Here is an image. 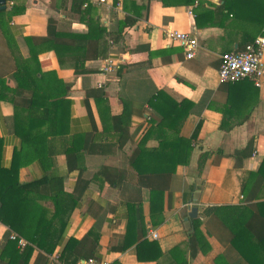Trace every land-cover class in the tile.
<instances>
[{"label": "crops", "instance_id": "obj_1", "mask_svg": "<svg viewBox=\"0 0 264 264\" xmlns=\"http://www.w3.org/2000/svg\"><path fill=\"white\" fill-rule=\"evenodd\" d=\"M11 6L24 9L8 17ZM0 11V170L8 169L16 151L19 185L53 180L49 189L32 195L48 218L57 210L53 229L62 233L49 264L57 262L67 239L80 240L92 229L98 233V260L154 264L138 262L133 246L120 250L129 205L140 206L137 232L141 226L143 239L157 244L161 264L172 248L185 250L194 220L200 243L190 264H264V248L252 250L248 242L264 239V171L254 175L264 159V82L256 88L247 80L221 83L217 76L221 54L264 37V0H103L96 5L83 0L78 10H71V0H4ZM136 14L137 22L118 33L124 17ZM48 19L63 36L56 42L70 49L58 55L39 52L37 69L54 75L45 90L63 92L56 81L66 86L67 120L60 136L45 123L36 133L47 134H37L30 146L14 133L25 129L20 108L28 93L16 88L12 74L15 63L29 58L24 39L38 44ZM166 31L194 37V57L184 59L182 49L164 39ZM74 35L83 38L73 40ZM109 57L116 68L102 75V60ZM77 64L85 73H74ZM158 91L176 103L192 104L178 131V137L190 139L189 160L172 175L136 177L129 159L136 150L157 147V134H144L156 120L146 104ZM120 98L128 101L125 129L117 120ZM249 147V156L237 153L245 149L246 154ZM56 189L61 192L54 204L49 196ZM150 190L162 193L152 216ZM192 208L195 215L188 217ZM7 231L0 224V243ZM234 233L239 235L235 247ZM36 255L28 264H37Z\"/></svg>", "mask_w": 264, "mask_h": 264}, {"label": "trees", "instance_id": "obj_2", "mask_svg": "<svg viewBox=\"0 0 264 264\" xmlns=\"http://www.w3.org/2000/svg\"><path fill=\"white\" fill-rule=\"evenodd\" d=\"M83 0H71V10H78ZM23 7H10L8 17L23 11ZM139 9V8H138ZM79 13V11H77ZM3 11H0V16ZM140 18V14L133 17L125 16L121 23V28L117 31L121 32L123 29L132 27ZM45 37L39 41L38 44L32 38H25L26 46L29 52V58L21 64L15 63V72L12 78L16 83V88L26 91L28 94L25 99V105L20 108L23 113V119L20 122L25 124V129L20 132H14L20 140L33 146L34 141L38 138L39 133H36L45 123L53 127L52 135H62L59 130L67 120V106L68 101L65 99L66 87L60 81H56L58 88L63 92L52 93L45 90L49 87L48 78L54 77L52 73H42L38 71L36 56L41 51H53L56 55L65 50L70 49L68 46L59 45L56 42L57 38L63 37L55 32L54 22L48 19L46 24ZM69 37V36H68ZM73 40H79L82 36H71ZM254 39V38H253ZM252 41V40H251ZM250 41H248L249 43ZM247 44V43H246ZM245 44V45H246ZM36 68L32 69V65ZM76 65L74 73L82 74L85 71L81 68V64ZM81 68V69H79ZM79 69V70H77ZM125 66H122L118 72L120 74L124 71ZM53 88H56L52 84ZM45 88V89H44ZM16 92V91H15ZM51 92V93H50ZM15 95V94H14ZM1 98V96H0ZM122 112L117 118L121 129H125L127 122L124 124L125 117L128 119V101L121 99ZM147 107L150 109L156 120L151 119L152 124L146 131L144 136L147 138L152 133H156L157 147L154 149L136 150L134 157L130 158L128 165L134 171L136 177L144 175L155 174H169L172 175L176 167L185 166L188 163L191 151L190 139L178 137L179 127L190 112L192 104L187 101L179 103L174 102L163 92H156L148 102ZM19 117L18 113H14V117ZM125 126V127H124ZM167 132H171L169 135ZM40 134H47L41 132ZM145 142L144 139H142ZM246 147L245 149H247ZM244 149V150H245ZM243 150V151H244ZM243 151L238 154L247 157L251 154L249 147L247 153ZM203 157H207L203 154ZM203 157H200L203 159ZM16 160L17 152L12 153L10 166L8 169L0 170V224L7 228V233L3 236L0 243V262L4 264H28L30 257L34 251L37 255L34 263L49 264L48 257L52 254L54 248L60 240L61 231L53 229L52 218L57 215L55 208L54 214L50 218L46 216V210L37 206L32 195H40V190L43 187L50 186L53 180L51 178L33 181L28 184L19 185L16 179ZM198 159V170L201 162ZM146 165V166H145ZM264 171V159L259 166L255 176ZM59 181V180H58ZM57 182V181H56ZM51 191V190H50ZM60 189H56L53 193L50 192L51 200L54 201L60 193ZM161 192L157 190L149 191L150 215L152 216L154 204L161 198ZM159 202V201H158ZM159 214V212H158ZM126 233L120 247V250H125L133 246L134 255L138 262H154V264H161L158 262L162 258V253L159 251L155 242H148L143 239V231L140 226V234L138 235L137 228L142 216L139 205H129L127 215ZM199 221L194 220L191 224V231L187 234V242L185 250L174 247L166 254L165 264H190L198 251L199 245ZM243 235L248 237L247 230L243 227ZM248 233V234H247ZM14 235L17 239H22L25 245L22 248L17 247V240H9V235ZM130 235V236H129ZM132 235V236H131ZM250 235V234H249ZM233 245L237 244L239 235L234 233ZM249 238V237H248ZM98 241V233L92 229L80 240L73 238L67 239L61 251L58 254L57 262L54 264H80L89 258L97 259L96 246ZM252 250L257 248H264V239L256 242L252 241L251 237L248 241ZM244 257V256H243ZM245 258V257H244Z\"/></svg>", "mask_w": 264, "mask_h": 264}, {"label": "built area", "instance_id": "obj_3", "mask_svg": "<svg viewBox=\"0 0 264 264\" xmlns=\"http://www.w3.org/2000/svg\"><path fill=\"white\" fill-rule=\"evenodd\" d=\"M91 4H101L103 0H85ZM164 39L168 44H174L183 51L184 59L189 60L194 57L198 48L196 39L190 34L178 31L164 32ZM264 37H256L251 42L243 46L240 51L221 54L218 58L217 76L221 83H235L243 80L250 81L254 87L260 88L264 82ZM116 68V61L112 58L102 60L99 72L102 75L111 74ZM99 88L100 84H96ZM155 238V234H151ZM9 240H17V247L20 249L25 245L22 239H17L14 235H9ZM81 264H107L104 261L89 258Z\"/></svg>", "mask_w": 264, "mask_h": 264}, {"label": "water", "instance_id": "obj_4", "mask_svg": "<svg viewBox=\"0 0 264 264\" xmlns=\"http://www.w3.org/2000/svg\"><path fill=\"white\" fill-rule=\"evenodd\" d=\"M4 8V0H0V10ZM195 215V209H190V212L188 213V217H193Z\"/></svg>", "mask_w": 264, "mask_h": 264}]
</instances>
